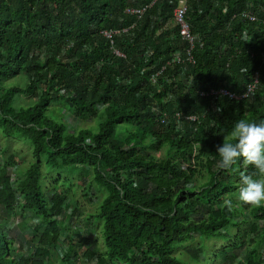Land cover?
Returning a JSON list of instances; mask_svg holds the SVG:
<instances>
[{
  "label": "trees",
  "instance_id": "trees-1",
  "mask_svg": "<svg viewBox=\"0 0 264 264\" xmlns=\"http://www.w3.org/2000/svg\"><path fill=\"white\" fill-rule=\"evenodd\" d=\"M178 1L0 0V138L27 139L32 155L20 170V156L0 147V264H56L59 216L78 212L66 188L46 196L42 162L80 175L97 201L87 221L101 227V251L69 246L60 264H183L179 243L231 231L211 264H264V206L234 201L241 174L255 169L242 160L221 169L216 149L236 121L264 120V0H189L193 62L183 63L172 60L188 46L173 20ZM145 6L140 17L125 12ZM19 75L25 83L6 86ZM256 75L246 98L199 93L223 85L240 95ZM58 103L61 118L47 115ZM67 115L97 129H75ZM18 215L22 229L39 218L30 250L8 232ZM185 253L206 261L198 243Z\"/></svg>",
  "mask_w": 264,
  "mask_h": 264
},
{
  "label": "rangeland",
  "instance_id": "rangeland-1",
  "mask_svg": "<svg viewBox=\"0 0 264 264\" xmlns=\"http://www.w3.org/2000/svg\"><path fill=\"white\" fill-rule=\"evenodd\" d=\"M26 82V78L23 75L16 76L14 78L6 80L5 84L7 87L20 84ZM24 104H28L30 102V99H24L22 100ZM57 105V106H54ZM54 108H49L47 110L46 114L49 116H53L56 118H59L61 114L59 111L65 113V106L61 103L54 104ZM59 105V106H58ZM54 111H52V110ZM70 115V114H69ZM68 116V122L71 124H75V129L78 127L83 126H93L92 131H95L97 129L96 122L94 123V119L92 120L89 117H85L83 119H77L72 116ZM61 118V117H60ZM67 118V117H66ZM0 147L5 148V155H7L10 152H16L20 156V170L21 168L26 167L29 163L32 162V155H31V149L29 145V141L25 138L17 139L15 137L11 138L10 141H7V139L0 138ZM0 154H3L2 151ZM154 154L157 157H162L164 152L162 150L155 152ZM27 168V167H26ZM25 168V169H26ZM42 176L40 179V184L42 185V189L45 191V194L48 198H50L53 194V187L57 188L56 190H62L66 188L68 190L69 197H72V200L76 204V209L81 214L78 215V212L74 211V207L72 206L71 211L66 213H62L59 216V233L62 232L58 237V242L61 244L56 245V248L50 247L49 253H50V259L52 262L56 264H60V256L65 251L68 250L69 246L74 248V251H78L87 245H89V242L92 244H96L99 251L102 249V239L99 234H101L102 230L101 227H96V229L92 228V224L87 221V216L94 213L96 211V204L97 201L95 200V195L92 194L91 191L86 190L83 183L81 184L79 182V176L78 174H69L67 172L59 171L52 169L50 166L46 165L44 162H42L41 166ZM66 171V170H65ZM89 176V175H88ZM87 176V177H88ZM86 177V178H87ZM57 183L54 184V180ZM89 179V177L87 178ZM87 179H85L87 181ZM64 180H68L65 182H62ZM238 181L237 179L235 182ZM238 183V182H237ZM237 190H235L236 197L234 198V201L237 205H240V201L238 199L239 196V187L240 182L237 184ZM233 194V192H231ZM233 195V196H235ZM88 200H91L90 202ZM99 204V203H98ZM16 219L9 220L7 218L8 222V228H9V234L10 237H12L16 243H21L24 240V243L26 245V250L31 249L35 243V235L37 234L39 224L38 219L36 218H27V224L24 229L20 227L22 224L21 216L18 215ZM92 230V233L90 231ZM75 232V233H74ZM232 233V231H231ZM229 233L228 236L224 235L219 238H207V237H199L194 239H189L185 242L179 243L177 248L176 245L174 246L175 249H173V254L183 263V264H211V261L209 258L211 257V253L217 252L220 248L223 246H228L229 242L232 240L233 236ZM72 238H79V241L77 245H70ZM198 243V245L204 249V254H202V259H205L204 262H193L188 259L185 253V248L192 246L194 244ZM15 247H18V245H15ZM103 249L105 250V247L103 246ZM18 253L17 251L14 253ZM207 253V254H206ZM264 254V250L262 252ZM84 263H88L84 260Z\"/></svg>",
  "mask_w": 264,
  "mask_h": 264
},
{
  "label": "clouds",
  "instance_id": "clouds-1",
  "mask_svg": "<svg viewBox=\"0 0 264 264\" xmlns=\"http://www.w3.org/2000/svg\"><path fill=\"white\" fill-rule=\"evenodd\" d=\"M216 149L221 169L229 170L241 160L245 167L255 169L253 174H241L238 199L245 205L264 206V120L258 123L246 119L236 121ZM224 204L232 207L231 200H224Z\"/></svg>",
  "mask_w": 264,
  "mask_h": 264
},
{
  "label": "built area",
  "instance_id": "built-area-1",
  "mask_svg": "<svg viewBox=\"0 0 264 264\" xmlns=\"http://www.w3.org/2000/svg\"><path fill=\"white\" fill-rule=\"evenodd\" d=\"M188 1L189 0H179L177 3V7L173 11V20L176 23V25L178 26L179 35L181 37H183V39L188 44V46L186 47V55L184 57H182L180 55V53H176V55L172 59L173 61H175L177 63H183L185 61L193 62V58H192L190 50L193 46V41H194L195 37L192 36V34L190 33L188 24L185 20ZM146 8H148V6H145V7L139 8V9L127 8L125 10V12L130 13V14H135L137 17H140L142 12ZM242 17H245V18L249 19L250 21H256L257 20L256 16L253 14L243 13ZM118 32H119V30H117L115 33H118ZM105 35L108 37H111V33L105 32ZM263 38H264V34H263ZM116 53L118 55H122L120 52H116ZM257 80H258V76L256 75V76H254L253 80L246 85L245 92L243 94H240V95H237V94L231 92L229 88H227L226 86H223V85H219L218 87H209L207 89H202V91H200L199 93L201 95L212 96L215 99H217L219 95H226L230 98H236V99L246 98V97H249L253 94L254 87L257 83ZM186 118L187 119H190V118L195 119V117H192V116H190V117L186 116ZM161 121H163V120H161ZM28 250H30V249H28Z\"/></svg>",
  "mask_w": 264,
  "mask_h": 264
}]
</instances>
